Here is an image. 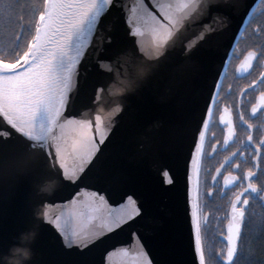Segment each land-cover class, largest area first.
<instances>
[{
  "label": "snow or ice",
  "instance_id": "6c2138e0",
  "mask_svg": "<svg viewBox=\"0 0 264 264\" xmlns=\"http://www.w3.org/2000/svg\"><path fill=\"white\" fill-rule=\"evenodd\" d=\"M237 17L243 25L239 31L249 36L252 47L236 71L250 76L256 62L264 60V0H0V171L54 177L59 186L78 189L65 202L67 209L50 213L47 209L55 205L44 201L45 210L35 217L55 229L63 264H113V257L127 256L132 249L136 264H242L249 235L264 234V218L253 220L249 214L250 205L264 203V185L255 182L264 176V137L254 136L251 122L257 113L264 116V92L247 118L243 110L245 92L264 85V71L240 90L239 101L230 99L233 93H224L222 80L235 48L209 85L200 115L190 110L173 130L172 151L155 176L129 170L115 157L104 163L123 100L145 81L151 67L178 44L191 63L198 49L228 33ZM89 58L111 81L92 90V106L105 97L120 101L108 113L107 131L101 115L78 119L70 111L88 82ZM222 93L228 102L221 110ZM210 126H222V142L208 145ZM238 128L247 130L246 138H240ZM237 143L240 147L211 174L205 161ZM21 147L36 155H17ZM246 153L252 166L237 175L238 158L247 162ZM182 176L183 216L178 206ZM221 179L227 191L220 189ZM52 186L47 183L41 191ZM237 187L221 213L217 201ZM202 195L209 204L202 205ZM165 197L173 205L167 214L158 208ZM204 206L212 212H204ZM185 222L190 262L181 258ZM113 237L122 239L109 243ZM8 246L0 241V248Z\"/></svg>",
  "mask_w": 264,
  "mask_h": 264
},
{
  "label": "water",
  "instance_id": "95a60500",
  "mask_svg": "<svg viewBox=\"0 0 264 264\" xmlns=\"http://www.w3.org/2000/svg\"><path fill=\"white\" fill-rule=\"evenodd\" d=\"M249 2L257 4L260 0ZM108 23L110 26L111 22ZM242 26V20L237 17L228 33L200 47L191 63L185 61L178 44L175 51L151 67L145 81L123 100L124 111L114 119L115 129L104 150V163H109L115 157L129 170L155 176L156 168L165 162L172 151L173 130L190 110L200 115L201 108L207 102L209 85L219 78L216 73L222 70L228 53L235 48ZM189 38L195 42L194 36ZM150 40V37H145L146 43H150ZM86 66L90 68L88 82L82 85L70 111L78 119H94L96 114L101 115L107 131L111 128L108 113L120 101L105 97L100 104L92 106V90L99 85H110L111 81L95 67L94 58H89ZM70 135L74 136L75 133ZM12 144L18 147L20 141H13ZM16 154L24 157L36 155L23 147ZM47 183H52L51 190L41 191ZM183 184L182 176L178 199L181 216L184 215ZM76 191L78 189L59 186L54 182V177L36 178L23 171H12L6 177H0V241L9 245L7 249L0 248V258L10 249L20 247L29 249L31 253L26 260L20 258L22 264H63L65 258L61 255L60 238L55 229L38 222L35 217L41 216L45 210L44 201L55 205L47 209L50 213L59 214L67 209L65 202L71 201ZM158 208L166 214L173 211V205L166 197L159 201ZM187 238L188 224L185 222V252L181 258L190 262L192 257L187 253ZM119 239L122 237H113L109 243ZM137 259L135 249H132L127 256L113 257V264H136Z\"/></svg>",
  "mask_w": 264,
  "mask_h": 264
},
{
  "label": "flooded vegetation",
  "instance_id": "af4514ba",
  "mask_svg": "<svg viewBox=\"0 0 264 264\" xmlns=\"http://www.w3.org/2000/svg\"><path fill=\"white\" fill-rule=\"evenodd\" d=\"M252 47L251 39L247 34H241L236 46H235V55L234 57L229 61V68H228V74L227 76L222 80L223 83V90L224 93H227L228 91H231L233 93L232 97L230 99H235L239 101L241 97V89H246V86L251 83L253 79H257L259 76V73L264 71V60L256 62V67L255 70L252 71V74L241 76L238 71H236L240 65V62L244 59V56L247 54V51L249 48ZM261 92H264V85H257L254 87L253 90L251 91H246L243 100L245 102L244 104V111L246 113V118L247 116L250 115V109L251 106L255 103H257L259 95ZM223 98V93L221 96V103H220V108L222 110L223 104L227 103ZM215 119L219 120V111L216 114ZM251 122L256 126L255 129L253 130V134L256 138H261L264 137V116L260 115L259 113L256 114V116L252 117ZM237 123H239L237 121ZM238 135L240 136L241 139L246 138L247 135V130L246 129H237ZM208 145L211 144H216L217 140H220L222 142L223 140V128L222 126H210L208 130ZM215 136V139H212L211 137ZM240 147L239 143L231 145L228 148V151L226 152H221L218 155H214L213 158H210L205 161V166L210 170L211 174H215V168L219 167V162L222 161L223 157L225 155H228L230 152L235 151L236 148ZM207 151L209 153L212 152V149L210 146H206ZM241 151L243 149L241 148ZM246 159L247 162H245V159L238 158L239 163L241 164V171L237 173V175L243 174L244 171L247 170V168L252 166V162L250 157H247L246 153ZM235 163V162H234ZM227 174V172H225ZM258 183V179L255 181ZM259 184V183H258ZM220 189H223V184H222V179H221V184H220ZM224 191H227V189H223ZM204 191L202 187V192ZM238 191L237 188H233L230 192H228V197L225 198L223 201H217V203H222V208H221V213L223 212L224 208H227V200L232 197V194ZM218 195H222V192L217 193ZM210 201L205 199V197L202 195V205H207L209 204ZM250 208V207H249ZM211 207L209 206H204L203 211L204 212H211ZM218 213L217 215H219ZM226 223V221L224 222ZM216 224V221H215Z\"/></svg>",
  "mask_w": 264,
  "mask_h": 264
},
{
  "label": "trees",
  "instance_id": "16d2710c",
  "mask_svg": "<svg viewBox=\"0 0 264 264\" xmlns=\"http://www.w3.org/2000/svg\"><path fill=\"white\" fill-rule=\"evenodd\" d=\"M24 2L31 4L32 0H24ZM23 14L27 16L28 10L25 9ZM258 183L264 185V176L258 177ZM249 214L253 220L264 218V203L258 202L257 204L250 205ZM212 223L215 226V220ZM243 248L245 254L242 257V264H264V234L253 231L245 241Z\"/></svg>",
  "mask_w": 264,
  "mask_h": 264
},
{
  "label": "clouds",
  "instance_id": "9594fccd",
  "mask_svg": "<svg viewBox=\"0 0 264 264\" xmlns=\"http://www.w3.org/2000/svg\"><path fill=\"white\" fill-rule=\"evenodd\" d=\"M9 172L0 171V177H6ZM31 253L29 249L15 247L10 249L9 253L3 258H0V264H22L21 257L25 260L30 257Z\"/></svg>",
  "mask_w": 264,
  "mask_h": 264
}]
</instances>
